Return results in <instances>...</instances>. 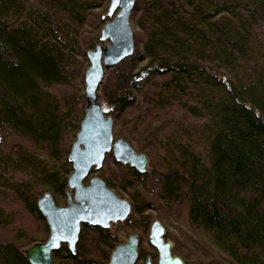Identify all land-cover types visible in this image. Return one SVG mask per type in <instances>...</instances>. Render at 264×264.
Returning <instances> with one entry per match:
<instances>
[{"label": "trees", "instance_id": "obj_1", "mask_svg": "<svg viewBox=\"0 0 264 264\" xmlns=\"http://www.w3.org/2000/svg\"><path fill=\"white\" fill-rule=\"evenodd\" d=\"M109 2L0 0V129L4 140L11 132L7 149L0 137V191H13L45 236L37 186L67 196L66 136L84 117L87 51L108 18L95 11ZM133 12L134 54L106 74L101 103L115 134L157 161L139 172L114 160L99 175L128 194L126 224L146 230L151 211L179 218V238L165 237L186 264H264V0H137ZM5 209L0 228L13 226ZM118 242L84 224L75 251L62 244L53 256L109 264ZM0 264L30 262L0 240Z\"/></svg>", "mask_w": 264, "mask_h": 264}, {"label": "water", "instance_id": "obj_2", "mask_svg": "<svg viewBox=\"0 0 264 264\" xmlns=\"http://www.w3.org/2000/svg\"><path fill=\"white\" fill-rule=\"evenodd\" d=\"M137 0H110L107 21L100 31V43L87 51L89 65L85 70L84 117L69 151L72 173L68 178L67 205L58 206L51 192L38 200V208L49 226V237L23 250L30 264H56L53 256L62 244L76 249L83 224L109 228L125 221L132 204L119 196L100 176L85 182L93 170L99 171L107 154L115 161L129 164L139 172H147L149 157L139 153L131 143L115 139V121L101 103L100 89L106 74L125 58L134 54L135 40L131 17ZM166 229L160 220L150 229V244L159 255L158 264H186L173 252L174 243L165 238ZM140 233L130 235L127 242L117 246L109 264H136L139 258ZM143 264H153L148 256Z\"/></svg>", "mask_w": 264, "mask_h": 264}, {"label": "rangeland", "instance_id": "obj_3", "mask_svg": "<svg viewBox=\"0 0 264 264\" xmlns=\"http://www.w3.org/2000/svg\"><path fill=\"white\" fill-rule=\"evenodd\" d=\"M108 7H109V4L105 7H103V9H99V10H96L95 11V14H98V13H103L106 15L107 11H108ZM112 20V18H107V21H110ZM136 22H137V13L133 12L132 13V17H131V24L133 26V30L134 32L137 31V32H140V28H138L136 26ZM262 33L264 34V31H262ZM85 75V74H84ZM105 81V80H104ZM173 116V114H172ZM174 118V121H182V118H181V115L180 114H176L175 116H173ZM190 123V122H189ZM116 128H117V124H115V131H116ZM3 131L0 129V137L1 139L4 140V137L5 135L2 134ZM9 135H7L8 138H5V143L9 140L11 141V132L9 131ZM71 133L70 135H67L66 136V139L67 141H69V146L70 144L75 141V138H71ZM119 136L115 134V139H118ZM12 140H14L15 142L17 143H21V144H25L26 146L29 147L30 150H33L31 148V144L28 140L26 139H20V138H16V137H12ZM4 143V144H5ZM71 144V146H72ZM131 145L135 148V150L139 153H142L140 151V147L138 144L136 143H131ZM6 146V149H7V143L4 145V147ZM71 149V147H70ZM70 151V150H69ZM69 155V153H68ZM68 155H67V160H68ZM45 156V155H44ZM43 156V157H44ZM149 157V156H148ZM153 157V158H152ZM157 157L155 156H150L149 157V163H148V167L151 168L153 166L152 164V160L154 159L155 161H157L156 159ZM114 156L113 154L111 153V156L110 157H107L105 159V163H104V167H105V170L106 168L109 169V166L114 169L115 167H113V161H114ZM69 161V160H68ZM54 163V162H53ZM57 165H59L58 167L61 166L60 163H58ZM103 167V168H104ZM116 171V170H115ZM100 172L96 173L95 175L99 176ZM22 178L26 177V178H29V175H20ZM92 177V175H91ZM89 179H86V183H88ZM37 189L39 190L40 192V196L39 198L47 191L51 192L54 196V199H55V202L58 206H65L67 204V200L66 198H61V199H58L55 197L54 193L49 190V189H46V188H42L41 186H37ZM119 196H121L122 198H125L127 200H129V196L128 194L126 193H119L118 191H116V189H113ZM6 194L8 197H6ZM0 205L2 207H4V209L6 210V214H12L13 215V218H14V222H13V226H7V227H2L0 228V240L1 241H5V240H11V242H14L15 244H17V246L19 247V249L23 252L24 249H27L29 248L30 246H32L34 243L36 242H42V241H45L48 239L49 237V234L45 236V232H44V224L38 220H36L33 216H31L24 208L23 204L18 202V201H12V197H13V191H8L7 189L6 190H3V191H0ZM8 198H11V199H8ZM39 200V199H38ZM176 211H180L178 208L176 209ZM174 213V212H173ZM149 214L152 215V219H153V222L151 223V225L146 229V230H143L141 228H136L135 226H131L129 224H125V223H119L115 226H112L111 227V230L112 232L118 236V239L121 238V242H124L128 239L129 235L133 232H139L141 233V241H140V251L142 254H144L143 258L141 260L138 261L137 264H141V263H144V261L146 260V258L148 256H150L152 259H153V264H158V261H159V255H158V252L157 250L150 244V241H149V237H150V229H151V226L152 224L154 223V221L156 220H160L159 218V213L156 212V211H151L149 212ZM183 214V213H181ZM163 220L164 219H161L160 221L162 222V224L164 225L165 229H166V232L170 233V236L171 235H178L176 237L179 238V233L181 232V228H183V226H181V223H180V220L179 218H174L169 221V222H164L163 223ZM23 231L24 234L23 235V238H19L20 235L19 233ZM29 237V238H27ZM45 238V239H44ZM166 238V237H165ZM167 240H170V239H167ZM173 242V241H172ZM174 243V242H173ZM175 244V243H174Z\"/></svg>", "mask_w": 264, "mask_h": 264}, {"label": "flooded vegetation", "instance_id": "obj_4", "mask_svg": "<svg viewBox=\"0 0 264 264\" xmlns=\"http://www.w3.org/2000/svg\"><path fill=\"white\" fill-rule=\"evenodd\" d=\"M103 167H104V166H103ZM103 167H102V168H103ZM102 168H101V169H102ZM101 169H100V170H101ZM100 170H99V171H100ZM99 171H95V170H93V171L91 172V174L89 175V178H88V179L91 178V175H92V177H93V176H97V175H95V174L98 173ZM99 176H100V175H99ZM100 177H101V176H100ZM101 178H102V177H101ZM102 179H103V178H102ZM87 184H88V183H87ZM67 188H68V183H67ZM67 192H68V191H67ZM66 200H67V196H66ZM66 202H67V201H66ZM131 204H132V203H131ZM66 205H67V204H66ZM66 205H65V206H66ZM131 213H132V211H131ZM130 215H131V214H130ZM129 217H130V216H129ZM129 217H128L125 221H122V222L126 224L127 221H128V219H129ZM122 222H118L117 224L122 223ZM117 224H116V225H117ZM88 225H89V224H88ZM83 226H84V224H83ZM83 226H82V227H83ZM112 226H115V225H112V224H111V226H110L109 228H107V229H111ZM81 231H82V229H81ZM134 233H139V232H133V233H131L130 235H132V234H134ZM140 234H141V233H140ZM130 235H129V237H130ZM79 236H80V235H79ZM129 237H128V239H129ZM128 239H127L126 241H124V242H121V238H119V242H118V244L115 246V248H116L117 246H119V245L124 244L125 242H127ZM140 241H141V239H140ZM140 241H139V245H138V253H139L138 261L141 260V259L143 258V257L141 256V251H140ZM76 246H77V245H76ZM115 248H114V249H115ZM114 249H113V251H114ZM74 251H75V250H74ZM74 251H73V252H74ZM113 251H112V252H113ZM111 254H112V253H111ZM110 258H111V256H110ZM54 259H55V258H54ZM109 261H110V260H109ZM138 261L136 262V264L138 263ZM144 262H145V261H144ZM152 262H153V259H152ZM55 263H56V262H55ZM141 264H143V263H141Z\"/></svg>", "mask_w": 264, "mask_h": 264}]
</instances>
